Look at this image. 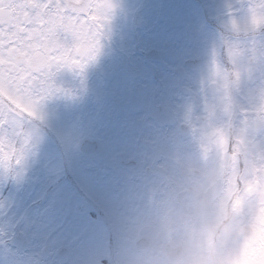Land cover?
<instances>
[{"label": "rangeland", "instance_id": "374dc122", "mask_svg": "<svg viewBox=\"0 0 264 264\" xmlns=\"http://www.w3.org/2000/svg\"><path fill=\"white\" fill-rule=\"evenodd\" d=\"M112 2L99 55L83 71L55 72V90L25 123L31 141L22 164L0 166V264H122L142 218L194 152V131L182 134L180 124L199 125L206 98L193 95L205 86L209 59L181 65L210 55L223 0ZM179 70L185 89L176 106L170 86ZM85 139L97 140L98 151L81 152ZM121 155L138 168L116 165Z\"/></svg>", "mask_w": 264, "mask_h": 264}, {"label": "clouds", "instance_id": "9594fccd", "mask_svg": "<svg viewBox=\"0 0 264 264\" xmlns=\"http://www.w3.org/2000/svg\"><path fill=\"white\" fill-rule=\"evenodd\" d=\"M223 8L230 70L216 82L214 42L207 105L198 126L188 121L194 152L142 218L122 264H264V0Z\"/></svg>", "mask_w": 264, "mask_h": 264}, {"label": "snow or ice", "instance_id": "6c2138e0", "mask_svg": "<svg viewBox=\"0 0 264 264\" xmlns=\"http://www.w3.org/2000/svg\"><path fill=\"white\" fill-rule=\"evenodd\" d=\"M113 8L112 0H0V166L22 164L31 141L26 121L38 116L39 104L55 90L56 71H83L96 59ZM225 15L218 17L213 49L219 56L217 83L232 56Z\"/></svg>", "mask_w": 264, "mask_h": 264}, {"label": "flooded vegetation", "instance_id": "af4514ba", "mask_svg": "<svg viewBox=\"0 0 264 264\" xmlns=\"http://www.w3.org/2000/svg\"><path fill=\"white\" fill-rule=\"evenodd\" d=\"M200 1L203 2V0H200ZM208 1H214L213 4H215V1L216 0H208ZM217 4L221 5V4H223V2L222 3H217ZM166 45H167V43L165 44V46ZM151 49H153V48H151ZM202 57H204L207 60V59H209L210 55H205V56H202ZM225 59H226V57H225ZM184 62H185V60H184ZM199 64H202V62L201 63H198V64H188V65L187 64H183L181 66L183 67V69L191 70V69L197 68ZM94 68L98 69L97 66H95ZM198 70H199V73H200L201 71H200L199 68H198ZM151 71H153V70H151ZM155 71H158V70H155ZM178 72H179V76H180L179 79H178V81L176 83H174L173 85L170 86L171 93H172V97L175 95V97H173V101L175 102L176 106L178 105V103H181V100L183 99V96H184V89H185V87H184V76L182 74L183 70H179ZM193 96H195V98H197V101H199L200 98H206L207 99L208 96H209V91H208V89L205 86H203V87L200 86L196 90V92L194 93ZM174 109L176 110V113H177L178 111H177V108L175 106H174ZM172 114L174 115L175 113L172 112ZM180 126L182 128V134L188 135L191 132H193V130H191V126H190V124H189L188 121L181 122ZM166 149H168L169 151L173 150V149H170L169 147H166ZM116 151H122V150L116 148ZM89 154H93V153H89ZM89 154H86V155H89ZM116 159H117L116 160V163H120L121 164V167L123 169L130 167L127 164H125V161H127L126 160L127 158L124 155L123 156L121 155L119 157H116ZM134 163H136V161Z\"/></svg>", "mask_w": 264, "mask_h": 264}, {"label": "bare ground", "instance_id": "6f19581e", "mask_svg": "<svg viewBox=\"0 0 264 264\" xmlns=\"http://www.w3.org/2000/svg\"><path fill=\"white\" fill-rule=\"evenodd\" d=\"M130 28H131V24H130ZM138 38H139V36H138V34H133L132 33V39H133V53H137V51L138 50H140L139 48L141 47L140 46V44H139V40H138ZM143 38H145L144 36L142 37L141 36V39L143 40ZM140 39V40H141ZM125 42V44H126V50H130L132 47H131V44H129V41H124ZM141 43V42H140ZM149 45H147V47H148ZM130 48V49H129ZM143 54V53H142ZM141 54V55H142ZM140 55V54H139ZM85 141H91V142H96L97 143V146H100V143L97 141V140H95V139H85L84 141H83V143L85 142ZM83 143L81 144V146H80V150H81V147L83 146ZM81 152H83L84 154H89L90 152L89 151H82L81 150ZM91 153H95V152H91ZM116 165H118V166H121V164L120 163H116ZM136 163H133L132 164V166H131V170H133V167H136ZM136 168H138V166L136 167ZM135 169V168H134ZM162 175V174H161ZM162 181H164V182H166L167 184H169V181H167L166 179H165V176H162ZM124 204V203H123ZM64 249H66V247H64V248H62L60 251H59V255L60 256H63L67 251H65L63 254H61L60 252L62 251V250H64Z\"/></svg>", "mask_w": 264, "mask_h": 264}, {"label": "water", "instance_id": "95a60500", "mask_svg": "<svg viewBox=\"0 0 264 264\" xmlns=\"http://www.w3.org/2000/svg\"><path fill=\"white\" fill-rule=\"evenodd\" d=\"M96 146H97L96 142L85 141L83 143V150L84 151H92L95 149ZM65 251H66V249L62 250L60 253L63 254Z\"/></svg>", "mask_w": 264, "mask_h": 264}]
</instances>
